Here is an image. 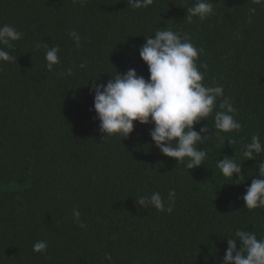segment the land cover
Listing matches in <instances>:
<instances>
[{"label":"trees","instance_id":"obj_1","mask_svg":"<svg viewBox=\"0 0 264 264\" xmlns=\"http://www.w3.org/2000/svg\"><path fill=\"white\" fill-rule=\"evenodd\" d=\"M211 2L214 15L202 21L188 19L195 0H153L147 8L127 0H0V25L23 33L11 50L16 61L0 65V264H223L236 230L264 237V209L248 210L242 198L264 162V153L243 155L253 135L264 143V5ZM169 28L203 50V83L223 85L242 125L224 133L214 113L197 123L195 130L209 129L201 145L207 159L189 170L155 146L154 125L134 122L128 138L104 137L90 92L93 78L106 84L129 68L148 79L139 49ZM38 42L59 45L53 71ZM225 155L241 163L243 178L221 174L216 160ZM169 190L171 212L136 204ZM40 240L45 254L33 251Z\"/></svg>","mask_w":264,"mask_h":264},{"label":"clouds","instance_id":"obj_2","mask_svg":"<svg viewBox=\"0 0 264 264\" xmlns=\"http://www.w3.org/2000/svg\"><path fill=\"white\" fill-rule=\"evenodd\" d=\"M79 2L83 5L86 0ZM254 3L264 5V0H254ZM127 4L133 8H147L153 0H127ZM187 13L189 20L198 17L203 21L214 15V6L211 0H195ZM69 36L80 46L78 32L71 31ZM22 37L23 33L14 26L0 25V65L16 61L11 50ZM40 47L45 49L47 70L53 71L61 64L59 45L50 47L48 43L41 45L38 42L36 48ZM202 52L186 33L170 28L146 36L139 55L148 67V79L138 75L134 68H129L126 73L117 71L114 77L110 75L106 84L98 82V78L91 81L90 92L94 94L99 131L106 133L104 137L115 135L121 140L133 133L134 122L151 124L154 127L150 129V137L162 154L175 158L178 164L184 163L188 170L204 165L207 152L201 145L208 138L209 129L204 126L197 131L194 126L213 113L215 129L224 133H239L242 125L234 116L236 109L230 98L225 96L223 85L213 87L203 83L204 74L197 65ZM200 67L206 68V65ZM63 74L71 75L72 69ZM228 142L231 144L233 141ZM262 153L264 143L259 136L253 135L251 143L245 145L243 155L246 160H255ZM216 164L225 178L233 179L234 174L238 179L244 177L241 163L235 162L232 157L225 155L222 160H216ZM242 198L248 210L264 209V162L259 163L258 174ZM135 201L143 208L154 207L159 212H171L176 203V193L169 190L167 197H163L160 192H153L150 196L141 195ZM80 215L77 209H73L75 221L80 227H86L80 221ZM227 245L223 264H264V237L258 238L255 232L236 230L235 239L228 238ZM47 248V241L44 240L33 245V251L41 254H45ZM108 259L111 260V256Z\"/></svg>","mask_w":264,"mask_h":264}]
</instances>
